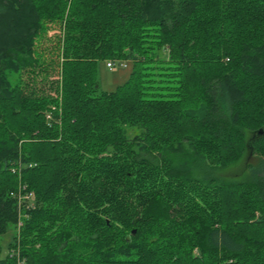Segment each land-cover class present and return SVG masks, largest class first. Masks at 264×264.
<instances>
[{"label": "trees", "instance_id": "obj_1", "mask_svg": "<svg viewBox=\"0 0 264 264\" xmlns=\"http://www.w3.org/2000/svg\"><path fill=\"white\" fill-rule=\"evenodd\" d=\"M20 185L0 264H264V0H0V237Z\"/></svg>", "mask_w": 264, "mask_h": 264}, {"label": "rangeland", "instance_id": "obj_2", "mask_svg": "<svg viewBox=\"0 0 264 264\" xmlns=\"http://www.w3.org/2000/svg\"><path fill=\"white\" fill-rule=\"evenodd\" d=\"M60 32V26L54 25L47 40H45L40 47L42 50L45 51V56L47 59L46 61L53 62L51 66V72L52 76H54L55 78L58 76V71L56 70L57 54L56 52H54V46L58 43V37L60 36ZM131 70L132 67L131 64H129L128 68H118L117 70L111 72L107 68V61L101 62L99 64L98 70V82L100 84L101 89L106 92H114L118 87L124 85L128 81L131 74ZM48 118L52 119L50 116ZM248 138H251V135H249ZM247 159V155H245L244 158L238 164L220 170L217 173L218 176L226 181L246 180V178L248 177ZM22 186L25 185H20L18 190H20ZM28 192L30 191L28 190ZM23 194L25 195V191H23ZM35 207L36 204L34 203L30 208H27V206H23L21 209H19V219L16 229L13 228L9 230L8 234L3 237H0V258H3L7 255L8 245L12 242L16 233L20 235L25 221L28 220L30 217L29 211H31ZM20 224L22 225L20 226ZM13 254L14 250L11 252V256H13Z\"/></svg>", "mask_w": 264, "mask_h": 264}, {"label": "built area", "instance_id": "obj_3", "mask_svg": "<svg viewBox=\"0 0 264 264\" xmlns=\"http://www.w3.org/2000/svg\"><path fill=\"white\" fill-rule=\"evenodd\" d=\"M107 67L110 71H115L118 68H128V65L125 62H119V61H110L107 63ZM20 192H16L13 194V196L18 200L19 203V209H21L23 206H27V208L32 207V205L35 203V194L32 192H28V189L26 186H22L20 188ZM23 191H25V195L23 194ZM22 224H20L21 226ZM19 258V251L14 252L13 256H16ZM19 263L23 264L19 259Z\"/></svg>", "mask_w": 264, "mask_h": 264}]
</instances>
